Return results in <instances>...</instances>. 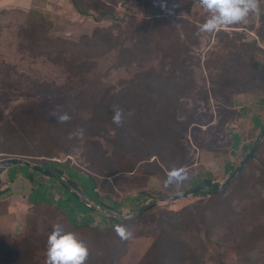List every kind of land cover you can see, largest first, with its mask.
<instances>
[{
	"label": "rangeland",
	"instance_id": "374dc122",
	"mask_svg": "<svg viewBox=\"0 0 264 264\" xmlns=\"http://www.w3.org/2000/svg\"><path fill=\"white\" fill-rule=\"evenodd\" d=\"M5 1L0 160L57 168L97 204L93 175L102 201L128 215L148 203L145 191L155 198L205 179L225 185L252 150L264 125V0L245 21L212 32L200 30L210 13L198 0H69L58 14L32 10L31 0ZM173 167L186 168L187 178L165 186ZM8 174L30 200L0 202V264H46L56 224L89 247L84 264H264V137L215 198L205 188L159 203L122 221L130 237L105 232L104 243L32 206L51 203L76 226L114 223L64 193L65 181L26 165ZM43 178L60 199L46 194Z\"/></svg>",
	"mask_w": 264,
	"mask_h": 264
},
{
	"label": "clouds",
	"instance_id": "9594fccd",
	"mask_svg": "<svg viewBox=\"0 0 264 264\" xmlns=\"http://www.w3.org/2000/svg\"><path fill=\"white\" fill-rule=\"evenodd\" d=\"M205 11L210 13L208 19L201 26V31L212 32L232 24L245 21L249 12L259 10V0H198ZM113 122L120 123L121 110L114 108ZM67 115L58 117L59 122H66ZM187 178L186 168L173 167L167 175L165 186L179 184ZM129 219L131 217H128ZM116 233L123 239L131 233L122 225L115 226ZM89 256V247L75 232H66L56 224L48 236L46 264H84Z\"/></svg>",
	"mask_w": 264,
	"mask_h": 264
},
{
	"label": "water",
	"instance_id": "95a60500",
	"mask_svg": "<svg viewBox=\"0 0 264 264\" xmlns=\"http://www.w3.org/2000/svg\"><path fill=\"white\" fill-rule=\"evenodd\" d=\"M263 137H264V127L261 130L259 137L254 144V147L252 148V150L250 151V153L248 154L246 159L235 170V172L228 179V181L226 182L225 185H222V186L216 185L213 182H211L210 180H206L201 188L194 189L192 191H188V192H184V193L176 194V195H171V196H157V197L151 199L146 205H144L138 209H135L132 213H129L128 215L127 214L123 215V214H121L118 211H115L113 209L100 208L99 206H97L96 204L91 202L86 195H84V193L82 192L79 185H77L74 182L67 179V176L64 172H62V171H60L54 167L42 166V165L30 162L26 158L8 157L5 159H1L0 160V183H1L2 173L7 171V169L10 166L26 165L36 172H39V173H42V174H45V175H48L51 177H56V178H59V179L65 181L69 185V188L72 191V193H74L80 201H83L86 204V206L92 207L93 209L98 210L101 213H104L110 217L116 218L119 221H123V220L129 219L128 217H131V218L136 217L138 214L151 209L152 207L158 205L159 203L167 202V201H176L179 199L187 198L191 195H197V194L201 193L204 190V188L212 187L214 191L223 190L225 188V186L228 185L236 177V175L242 170V168L253 158V156L256 154V152L258 151V149L260 147V143H261V140L263 139Z\"/></svg>",
	"mask_w": 264,
	"mask_h": 264
},
{
	"label": "crops",
	"instance_id": "0c3cea01",
	"mask_svg": "<svg viewBox=\"0 0 264 264\" xmlns=\"http://www.w3.org/2000/svg\"><path fill=\"white\" fill-rule=\"evenodd\" d=\"M21 1H26V0H21ZM68 1L69 0H31V5L30 6H31L32 10H38L39 12H42V11L44 12L45 11V12H49V13H52V14H58L57 11H58V9H60L59 8L60 5L63 6V9L66 8V7H70L72 5V4L69 5ZM0 2L6 3L5 0H0ZM52 4H54V5H52ZM51 6L53 8H55V9L50 8ZM41 14H43V13H41ZM8 171H9V168L7 169V171L2 173V175H1V182H2L1 187L7 185V189H6V191H4V192L2 191L1 192V194H0V202L6 201V200H10V204H11V202L17 203L18 200H20L22 197H24V195L26 197H27V195L26 194H24V195L23 194H19V192H17V190L21 187L19 184H21L22 182L20 181L19 184H17L18 183L17 179L11 181V179L9 178ZM32 175L33 174H30L29 179H32V181H37V177H35L34 175L32 176ZM57 179H58L57 181L60 183L61 181L59 180V178H57ZM9 180L11 181V185L10 186H9ZM44 180L45 181H42V182L40 181V184H44L45 185L44 190L46 191V194H48L49 197L60 199L59 195H56V192L59 191V190L57 189V191H56V189H54V190L49 189V184L50 183L48 182L47 179H44ZM62 184L65 185V188L63 190H64V193H66L67 192L66 189L69 188V185L66 184V183H62ZM12 185H13V187H12ZM1 187H0V190H1ZM79 187L81 188L82 192L85 190L80 184H79ZM86 189H88V188H86ZM91 191H92L91 192L92 193V197L94 199L100 200V203H104V201H102V198H99L96 195V193L93 191V187H92ZM28 199L30 200V198H28ZM31 203H32V201H31ZM95 203H98V202H95ZM104 204H106V203H104ZM106 205L109 206V204H106ZM110 206H111L110 208L113 209L112 205H110ZM110 208H106V209H110ZM78 220L81 221L82 219L78 218ZM89 221L91 222V220H89Z\"/></svg>",
	"mask_w": 264,
	"mask_h": 264
},
{
	"label": "trees",
	"instance_id": "16d2710c",
	"mask_svg": "<svg viewBox=\"0 0 264 264\" xmlns=\"http://www.w3.org/2000/svg\"><path fill=\"white\" fill-rule=\"evenodd\" d=\"M151 13H153V15H159V14H161L159 11H153V12H151ZM264 127V125H261L260 126V131H261V129ZM254 147V146H253ZM257 153V152H256ZM256 155V154H255ZM255 155L253 156V158H255ZM246 156H248V155H246ZM252 158V159H253ZM30 162H33V163H36V162H34V161H32V160H29ZM37 164V163H36ZM239 167V166H238ZM238 167H236L235 169H234V172H235V170L238 168ZM155 168L158 170L157 172H159L160 174H161V172H162V170H161V168L159 167V165H157V164H155ZM91 177H93L94 178V185H93V191L96 193V195L99 197V198H101L102 196H103V194L102 193H100V191H99V189H98V182H99V180L97 179V178H95L93 175H90ZM162 176V175H161ZM237 176V175H236ZM236 178V177H235ZM235 178H234V180H235ZM207 179H205V181H206ZM205 181H203L202 182V186H203V184H204V182ZM1 185H2V182L0 183V187H1ZM217 185V184H216ZM201 186V187H202ZM201 187H199V188H201ZM196 189H198V188H196ZM205 189V188H204ZM209 191H208V193L209 194H211V196H212V198L214 197H216L219 193H221V192H219V191H214L213 190V188L212 187H210V188H207ZM202 193V192H201ZM142 194L144 195V197H145V202H149L151 199H153L152 198V194H150L149 192H142ZM200 194V193H199ZM97 205L100 207V208H109V206H107L106 204H104V203H97ZM146 205V204H145ZM32 206L33 207H35V209H41L42 207L43 208H50V209H52L54 212H56V213H59V215L61 216V217H63L65 220H67L68 221V223L71 225V226H73L74 228H82V229H88V230H90V229H92L93 230V232H96V233H99L98 235H96V237L98 238V239H100L101 240V242H105L104 241V238H103V236H102V234H104L105 232H111V231H115V226L117 225V224H122L123 225V222L122 221H119L118 219H116V218H114L113 220H114V223L111 225V226H109V227H99V226H92V225H89V224H84V225H79V226H76V225H74V223L69 219V217L65 214V212L63 211V210H61L60 208H58L57 206H54L53 204H51V203H46V202H43V201H38V202H34V201H32ZM144 206V205H143ZM87 207H89V206H87ZM144 212H146V211H144ZM143 212V213H144ZM113 218V217H112ZM136 218V217H135ZM108 250V249H107Z\"/></svg>",
	"mask_w": 264,
	"mask_h": 264
}]
</instances>
